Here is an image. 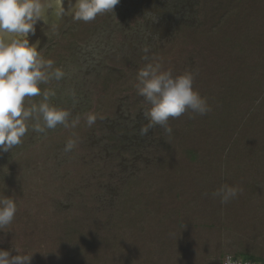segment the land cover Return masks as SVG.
<instances>
[{
	"label": "rangeland",
	"instance_id": "rangeland-1",
	"mask_svg": "<svg viewBox=\"0 0 264 264\" xmlns=\"http://www.w3.org/2000/svg\"><path fill=\"white\" fill-rule=\"evenodd\" d=\"M56 2L49 0L47 22L29 42L39 41L42 56L66 74L42 91L55 90L51 102L80 123L47 134L30 126L20 145L0 153V194L17 203L0 248L32 255L30 264L264 256V0H119L87 23L57 16ZM72 23L76 30L65 29L57 52L47 51ZM235 41L244 48L239 62ZM150 62L174 75L192 72L211 111L200 121L191 112L170 119L171 134L160 126L142 134L148 105L135 85ZM89 112L98 116L91 127ZM70 139L76 146L65 153ZM222 185L242 192L221 203L212 193Z\"/></svg>",
	"mask_w": 264,
	"mask_h": 264
},
{
	"label": "clouds",
	"instance_id": "clouds-1",
	"mask_svg": "<svg viewBox=\"0 0 264 264\" xmlns=\"http://www.w3.org/2000/svg\"><path fill=\"white\" fill-rule=\"evenodd\" d=\"M118 3L119 0H68L65 8V0H57L55 13L87 23L98 15L113 11ZM50 7L49 0H0V153L20 145L30 126L36 133L47 134L58 125L75 129L80 123L79 116L71 118L70 111L51 102L55 90L41 89V85L53 79L60 81L66 75L53 59L42 56L38 50L39 41L29 42V34H35L37 23L47 22ZM51 27L55 30L57 26ZM144 59L148 60V57ZM194 78V74L187 71L174 75L160 62L147 63L137 72V95L148 105L144 112L148 123L141 127L142 134L146 135L156 126L171 134L170 119L179 118L186 112L203 116L211 111L207 98L194 88ZM40 96L39 103L26 105V98ZM97 119V114L87 113V126H93ZM76 143V140H68L64 152H71ZM240 192L242 189L238 187L222 185L212 195L219 197L221 203H228ZM16 213V200L0 194V231L13 223ZM15 252L17 254L12 255L9 250L0 248V264H30L32 255L20 254L16 248ZM222 264H239V261L228 254Z\"/></svg>",
	"mask_w": 264,
	"mask_h": 264
},
{
	"label": "trees",
	"instance_id": "trees-1",
	"mask_svg": "<svg viewBox=\"0 0 264 264\" xmlns=\"http://www.w3.org/2000/svg\"><path fill=\"white\" fill-rule=\"evenodd\" d=\"M103 16V14H101V15H98L97 17H96V19L97 18H101ZM214 17V16H213ZM215 19H217V16L216 17H214ZM229 19V18H228ZM71 20H73V19H71ZM68 21V22H72V21ZM71 26V27H70ZM68 25V24H66L61 30H57V32L55 33V36H53V37H51L50 38V40L48 41V43H47V51H52V54H55V52H57L56 51V49L58 48V47H60V41H61V34H64V32H65V29H67V27H69V29H71V30H73V31H75L76 30V27H75V25L72 23V25ZM75 27V28H74ZM235 27H237V29H239L240 28V26L238 25V23L236 22V26ZM178 31H181L180 33H185L186 32V30L183 28V27H181V25L180 26H178ZM244 32H246V33H248L246 30L244 31ZM182 34H181V36H182ZM203 34V30H200V32L198 33V35H196V36H203L202 35ZM194 38H197V37H194ZM199 38V37H198ZM252 40H249L247 43H249L250 45H251V43H253V41L254 40H256V39H254V37L252 36ZM199 40H201V38H199ZM197 42L196 41H193L192 42V44H196ZM235 47H234V51H235V59L239 62V53L240 52H242L243 50H244V48L242 49L240 46H238V42H236L235 41ZM220 45H215V51H214V53H217V58H222V57H224V53L223 52H221V50H220V47H219ZM55 49V51H53ZM223 59V58H222ZM187 114H188V112H186L185 114H183L182 116H180L179 117V120H181V122L183 121V120H185V118L187 117ZM193 115H194V119L196 118V120H197V118H198V121H200V118H202L203 116H201V115H198V114H195V113H192ZM198 115V116H197ZM193 117V116H192ZM193 119V118H192ZM191 119V120H192ZM194 121V120H193ZM192 121V122H193ZM196 122V121H195ZM38 162V161H37ZM21 164V163H20ZM22 165V164H21ZM12 176V175H11ZM239 256L242 258V259H250V260H255V261H259V262H261V263H263L264 264V256H261V255H253V254H250V253H239Z\"/></svg>",
	"mask_w": 264,
	"mask_h": 264
},
{
	"label": "built area",
	"instance_id": "built-area-1",
	"mask_svg": "<svg viewBox=\"0 0 264 264\" xmlns=\"http://www.w3.org/2000/svg\"><path fill=\"white\" fill-rule=\"evenodd\" d=\"M224 258L221 260L220 264H222V261L224 260ZM233 258H234V260L239 261V264H263V263H261L259 261H255V260L242 259V258L234 257V256H233Z\"/></svg>",
	"mask_w": 264,
	"mask_h": 264
}]
</instances>
